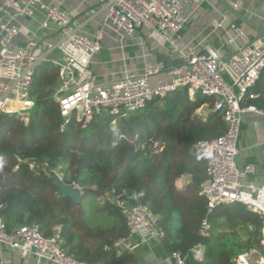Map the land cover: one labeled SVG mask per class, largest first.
<instances>
[{
	"label": "trees",
	"instance_id": "obj_1",
	"mask_svg": "<svg viewBox=\"0 0 264 264\" xmlns=\"http://www.w3.org/2000/svg\"><path fill=\"white\" fill-rule=\"evenodd\" d=\"M59 84L58 68L42 63L32 80L34 107L28 125L0 114V218L8 231L37 225L49 237L60 227L63 249L79 261L141 264L134 253L117 255L104 249L128 234L122 211L100 200L114 190L125 193L123 198L131 203L146 205L157 217L167 253L188 255L202 244V257L190 258V264H234L235 250L225 239L235 236L239 226L252 228L244 249L260 244L263 217L237 203L221 205L207 215L206 201L197 196L206 176L205 162L194 145L225 131L219 113L210 112L206 118L196 114L210 100L190 97L183 88L152 100L128 119L99 117L81 129L72 116L61 132L63 119L53 100ZM257 101L246 105H260ZM153 142L161 148L157 153L149 150ZM56 170L63 175L61 182L80 189L79 204L52 184ZM184 176L190 183L178 189L176 182ZM205 217L212 233L202 239L198 230ZM213 227H228L231 234L213 235Z\"/></svg>",
	"mask_w": 264,
	"mask_h": 264
},
{
	"label": "built area",
	"instance_id": "obj_2",
	"mask_svg": "<svg viewBox=\"0 0 264 264\" xmlns=\"http://www.w3.org/2000/svg\"><path fill=\"white\" fill-rule=\"evenodd\" d=\"M204 0H189L197 4ZM106 10V20L125 36H132L143 27L155 32L176 54L177 63L168 69L167 82L151 87L149 79L165 69L162 62L154 67L145 64L141 73L124 71L115 83L107 86L94 84L90 64L102 49L101 33H88L76 20L74 12H65L43 0H2L0 6V114L16 116L28 125L34 107L30 92L36 69L45 62L58 68L60 84L53 93L59 107L63 132L72 116L86 129L99 117L128 119L145 109L156 98L187 88L190 97L197 95L212 100V111L219 113L225 125L223 135L210 141L195 143L194 149L205 162V180L197 196L206 201V213L211 214L221 205L241 204L264 219V185L241 181L254 174L253 165L238 167V140L242 115L257 112L254 107H243L246 101L264 100V91H256L264 70V39L250 38L234 25L227 33L226 43L234 50L227 62L211 50L199 51L197 46L187 51L178 49L179 34L186 24L183 0H100ZM256 25L264 28V8L250 11L242 5H232ZM41 16L38 31L56 32V41L41 47L37 33H27L23 48L11 47L12 41L24 30L16 25L19 18ZM220 27V26H219ZM24 32V31H23ZM203 105V104H202ZM115 120L112 121V126ZM149 150L157 153L160 146L153 142ZM34 168V163L31 164ZM56 172H54L55 174ZM57 175V174H55ZM59 177V176H58ZM61 179V177H59ZM125 193L106 192L100 200L109 201L125 217L128 234L113 242L117 255L135 253L138 245L161 243L164 231L157 217L143 204L131 203ZM1 208V206H0ZM252 230V228H250ZM212 226L205 217L198 236L208 238ZM134 239H137L135 241ZM0 246L6 251H18L23 258L34 255L36 261L52 264H87L67 254L63 249L60 227L44 237L37 225L21 226L11 231L0 218ZM204 247L198 244L188 255L168 254L162 264H190V258L202 257ZM234 264H264V255L256 250L245 252L233 260ZM0 264H5L0 262Z\"/></svg>",
	"mask_w": 264,
	"mask_h": 264
},
{
	"label": "crops",
	"instance_id": "obj_3",
	"mask_svg": "<svg viewBox=\"0 0 264 264\" xmlns=\"http://www.w3.org/2000/svg\"><path fill=\"white\" fill-rule=\"evenodd\" d=\"M44 4L58 7L65 12H74L76 20L84 25L88 33L100 32L102 49L96 55L89 67L92 82L97 85L107 86L115 83L123 75L124 71L141 73L145 64L151 66L162 62L165 69L159 74L149 79L151 87H156L159 82H167L169 76L167 71L177 63L176 54L171 47L165 43L159 35L148 28H141L128 37L106 20V10L103 9L100 0H43ZM238 3L250 11L264 8V0H204L197 4L183 0L186 12V24L179 34L178 49L187 51L190 48H197L199 51L211 50L216 53L219 59L227 62L234 50L226 43L227 33L233 35L230 30L234 25L249 38L256 34L249 26L235 19L227 11L224 4L230 5ZM2 0H0V6ZM41 16L37 14L33 18H19L16 25L24 29L11 43V47L23 48L27 37L25 31L37 33ZM220 26V27H219ZM41 47L47 43L56 41L55 33L38 31L37 33ZM153 80V82H152ZM256 91H264V70L262 71ZM206 99V98H205ZM206 101L202 106L211 108L206 114H200L206 118L212 111V100ZM253 100V101H257ZM257 101L256 106L246 104L243 107H254L257 112L248 111L242 115V125L264 120L263 102ZM250 101V102H253ZM246 105V106H245ZM241 131V130H240ZM243 133V131H242ZM240 132L238 140V167L243 165H253L255 172L246 179L256 186L264 185V132L251 131L244 135ZM178 182V183H177ZM176 182L178 189L185 188L190 183V177H181ZM137 241V239H134ZM143 254L148 264H162L163 259L169 254L162 247L161 243L149 242L147 245H138L136 253ZM141 258V261L143 262ZM0 262L5 264H52L46 261H36L34 255L23 258L18 251H6L0 246Z\"/></svg>",
	"mask_w": 264,
	"mask_h": 264
},
{
	"label": "rangeland",
	"instance_id": "obj_4",
	"mask_svg": "<svg viewBox=\"0 0 264 264\" xmlns=\"http://www.w3.org/2000/svg\"><path fill=\"white\" fill-rule=\"evenodd\" d=\"M153 82V80H152ZM211 110V108H208L207 106L204 107H200L197 111L196 114L200 115V114H206L207 112H209ZM30 113V112H29ZM32 113V111H31ZM245 114V113H244ZM246 115V114H245ZM264 120V118H262ZM116 124L113 125L112 130L115 129ZM240 132L243 133L244 135H248L251 133V131H259V132H264V122L262 121H254L253 123H245L242 125L241 123V127H240ZM57 174V176L62 178V174L59 173L58 170L55 171ZM178 183V182H177ZM242 185H246L247 182L245 180L241 181ZM236 235H228L225 239V242H227L229 245H232L234 250H235V257L234 260L237 259V257L245 252H248V250L244 249L245 244L249 241V239L251 238V234L250 232H252V230H248L247 228L245 229L243 226H239L237 231L235 230ZM225 233H229L231 234V230L228 227H223V228H217V227H213V235H218V234H225ZM251 250H256L257 252L261 253L262 255H264V224H263V229H262V237H261V241L260 244L254 248H252ZM250 251V250H249ZM138 259V261L141 264H148L147 259L144 258L143 259V254L140 255L138 252L134 253ZM141 258L143 259V262L141 261Z\"/></svg>",
	"mask_w": 264,
	"mask_h": 264
},
{
	"label": "water",
	"instance_id": "obj_5",
	"mask_svg": "<svg viewBox=\"0 0 264 264\" xmlns=\"http://www.w3.org/2000/svg\"><path fill=\"white\" fill-rule=\"evenodd\" d=\"M227 11L235 19V21H240L245 25L249 26L255 32V36L250 38V43L256 39H264V28L256 25L250 19H248L244 14L235 11L230 5L224 4ZM52 184L59 190V192L66 197L72 199L76 204H79L82 201V193L80 189L74 184L67 185L61 182V179L55 175Z\"/></svg>",
	"mask_w": 264,
	"mask_h": 264
}]
</instances>
